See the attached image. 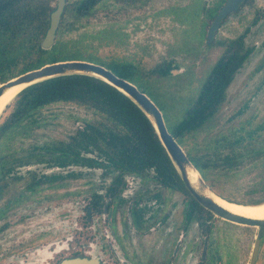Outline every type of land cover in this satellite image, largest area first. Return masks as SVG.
Wrapping results in <instances>:
<instances>
[{"label": "flooded vegetation", "instance_id": "obj_1", "mask_svg": "<svg viewBox=\"0 0 264 264\" xmlns=\"http://www.w3.org/2000/svg\"><path fill=\"white\" fill-rule=\"evenodd\" d=\"M81 1H76L73 8ZM103 1L94 0L90 15L80 17L73 8L69 10L67 0L56 42L67 12L72 11L76 19L90 18ZM228 1L217 0L207 8L203 0H192L188 6L172 8L171 12L178 22L187 24L182 30L185 35L180 52L193 47L192 42L186 40L192 21L188 12L196 16L195 27L203 17L205 20L193 43L200 44L203 39L206 47H226L207 77L219 60L227 59L236 51L247 55L242 67L234 74L231 85L253 55L255 47L246 43L250 29L235 39L217 40L226 21L253 0H244L236 11L227 15L210 38L215 19ZM55 2L49 11L47 29L50 14L58 1ZM148 2L142 0V6ZM165 11L160 14H165ZM260 17L256 18L254 25ZM207 20L211 22L208 27ZM195 49L198 50L194 46ZM90 56L98 63L82 61L101 65L134 84L159 109L158 101L170 103L172 106L166 107V113L160 109L170 132L168 120L172 113L175 111L180 117L176 107L179 97L170 100L171 93H162L161 84L179 76L184 67L174 66L173 60L148 68L142 59L135 57L132 60L112 58L106 61L96 55ZM107 64L131 66L138 74V83L118 75ZM168 67V75L158 73V70ZM225 101L202 128L181 139L173 137L217 196L235 204H264V172L256 174L260 180L240 197L232 196L223 187L228 182L239 184L247 175L248 165L256 167L262 162L264 167V145L259 146L264 140L257 141L264 131V122L253 130L244 125L231 127L228 135L219 133L209 141L205 139V148L196 152L184 148L190 137L210 127ZM63 106L70 109L66 117L51 112L54 107ZM11 112L8 106L0 118V264H250L258 228L253 227L256 229L253 236L246 235L244 230L237 231L240 236L228 235L222 227L249 226L219 218L203 207L187 189L173 164L165 168L118 164L110 156L118 154V151L100 149L98 142L86 138V125L105 121L94 109L75 102L49 103L36 110L29 120H21L8 128ZM238 113L242 114L243 110ZM134 160L139 161V158ZM255 202L257 204H251ZM255 264H264V242Z\"/></svg>", "mask_w": 264, "mask_h": 264}, {"label": "rangeland", "instance_id": "obj_2", "mask_svg": "<svg viewBox=\"0 0 264 264\" xmlns=\"http://www.w3.org/2000/svg\"><path fill=\"white\" fill-rule=\"evenodd\" d=\"M48 3L50 9L56 0ZM78 0H69L70 8ZM142 6V0H105L95 10L90 18L76 19L72 11L67 12L64 21V31L59 37L63 40L73 41L76 49L88 55H96L109 61L112 58L142 59L144 66L151 68L163 62L174 61V66L184 67L179 76L165 80L161 84L162 93H171V97H179L176 107L179 108L180 117L175 111L168 120L171 128L185 114L195 100L205 78L214 63L224 54L226 47L215 45L212 48L204 46L203 39L199 44L194 42L199 34V27L205 22L204 17L195 27L194 13L191 15V26L188 28L186 40L193 46L189 51L180 52L184 35L182 30L187 24H181L175 19L172 8L188 6L192 0H148ZM44 2L47 4L46 0ZM206 7H212L217 0H203ZM165 11L161 13V11ZM260 17L257 24H253ZM190 20V19H189ZM211 24L207 20V27ZM250 29V30H249ZM249 30L246 43L254 46L255 50L244 67L238 72L235 80L228 89V95L221 111L210 123V127L190 137L184 148L192 150L205 148V139L219 133L229 134L231 127L240 128L244 125L248 130L255 129L264 122V0H253L238 14L231 16L220 29L217 40L225 41L235 39ZM194 46L198 50H193ZM199 46V47H198ZM177 75V74H176ZM158 85V82L156 81ZM157 98V97H156ZM159 99V98H157ZM243 110L242 114L238 112ZM50 111V110H49ZM67 107H54L51 112L66 117ZM68 125V123L66 122ZM72 125V122L69 123ZM47 132V131H43ZM264 140V131L258 142ZM40 142H44L41 140ZM256 143V145L259 143ZM246 144V143H244ZM257 145V146H258ZM261 143L259 146H263ZM248 163V162H247ZM248 165L246 176L239 184L227 183L223 185L226 192L232 196H242L252 184L260 179L256 174L264 172V167L258 163ZM252 172V173H251ZM228 235H234L238 230H244L246 235L253 236L256 229L253 227H222ZM238 233H240L238 231ZM240 236V234H236Z\"/></svg>", "mask_w": 264, "mask_h": 264}, {"label": "trees", "instance_id": "obj_3", "mask_svg": "<svg viewBox=\"0 0 264 264\" xmlns=\"http://www.w3.org/2000/svg\"><path fill=\"white\" fill-rule=\"evenodd\" d=\"M94 5V0H83L76 3L73 10L80 17L88 16ZM49 11L50 7L44 0H0L1 82L60 61L87 60L98 63L96 58L76 49L73 41L58 38L51 50L44 51L41 48ZM63 31L64 25L59 30V37ZM246 57L241 51H236L227 59L217 62L202 84L193 105L183 119L170 128L174 137L181 139L197 131L218 112L234 74L242 67ZM107 66L118 75L138 83V74L133 72L131 66ZM169 69L158 70V73L168 75ZM14 101L9 106L12 112L6 126L8 128L16 126L21 120H29L36 110L49 103L75 102L94 109L105 120L86 125V138L98 142L100 149L118 151V154H110L118 164L131 167L173 166L146 114L128 97L101 80L83 75L58 77L26 89ZM158 102L164 113L167 106H172L170 103ZM135 158H139V161Z\"/></svg>", "mask_w": 264, "mask_h": 264}, {"label": "water", "instance_id": "obj_4", "mask_svg": "<svg viewBox=\"0 0 264 264\" xmlns=\"http://www.w3.org/2000/svg\"><path fill=\"white\" fill-rule=\"evenodd\" d=\"M57 1L58 2L56 8L50 14L49 27L41 44V48L43 50H50L55 45L62 15L67 5V0ZM243 2L244 0H229L227 2L225 7L220 11V13L215 19V22L210 31V38L213 36L214 31L218 28L221 21L230 13L236 11ZM70 75H85L95 77L113 86L114 88L122 92L124 95H126L128 98H130L146 114V116L152 123L156 134L158 135L160 142L165 148L172 164L178 171L187 189L196 198V200L203 207L210 210L219 218L243 226L258 228V233L253 246L250 261V264H255L259 257L262 244L264 242V219L249 218L233 213L217 204L209 196L208 193H213L214 195L216 194L206 184L198 170L188 158L184 149L176 141L173 135L168 131L163 114L160 109L150 99L149 96L142 93L134 84L130 83L129 81L123 78L118 77L111 70L101 65L82 60H69L46 64L38 69L28 71L4 83H0V97H2L10 89L15 87L23 86V89L18 93L19 95L26 89L39 83L54 78ZM12 102L8 106H10ZM7 107L0 115V118L6 111ZM192 172L198 173L199 181L197 184H194L191 180L190 173Z\"/></svg>", "mask_w": 264, "mask_h": 264}, {"label": "bare ground", "instance_id": "obj_5", "mask_svg": "<svg viewBox=\"0 0 264 264\" xmlns=\"http://www.w3.org/2000/svg\"><path fill=\"white\" fill-rule=\"evenodd\" d=\"M23 89V86L15 87L10 89L7 93H5L2 97H0V115L5 110V108L16 98L18 93ZM191 180L194 184H197L199 181L198 173L192 172L190 173ZM209 196L220 206L225 209L236 213L238 215H242L249 218H259L264 219V204L261 205H243V204H235L228 202L213 193H208Z\"/></svg>", "mask_w": 264, "mask_h": 264}]
</instances>
